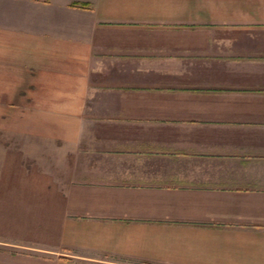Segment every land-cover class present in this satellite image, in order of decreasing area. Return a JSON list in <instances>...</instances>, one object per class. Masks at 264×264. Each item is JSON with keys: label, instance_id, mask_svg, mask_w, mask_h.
I'll return each instance as SVG.
<instances>
[{"label": "crops", "instance_id": "1", "mask_svg": "<svg viewBox=\"0 0 264 264\" xmlns=\"http://www.w3.org/2000/svg\"><path fill=\"white\" fill-rule=\"evenodd\" d=\"M0 131V264H264V0H0Z\"/></svg>", "mask_w": 264, "mask_h": 264}, {"label": "rangeland", "instance_id": "2", "mask_svg": "<svg viewBox=\"0 0 264 264\" xmlns=\"http://www.w3.org/2000/svg\"><path fill=\"white\" fill-rule=\"evenodd\" d=\"M19 137L21 136L17 134L0 131V185H29L31 181H36L26 175L28 170L35 167L37 164L35 159L40 158V154L36 152V147L18 145L17 139ZM5 196L10 197L11 195L6 194ZM8 218L10 219V212ZM22 226V224L17 225L10 222L9 225L5 226V229L4 226H0V234L2 236L7 234L8 238H11V234L13 236L17 235L18 240H22L27 235L26 225Z\"/></svg>", "mask_w": 264, "mask_h": 264}, {"label": "trees", "instance_id": "3", "mask_svg": "<svg viewBox=\"0 0 264 264\" xmlns=\"http://www.w3.org/2000/svg\"><path fill=\"white\" fill-rule=\"evenodd\" d=\"M76 6H78V5H73V7H76ZM83 6V5H82Z\"/></svg>", "mask_w": 264, "mask_h": 264}]
</instances>
